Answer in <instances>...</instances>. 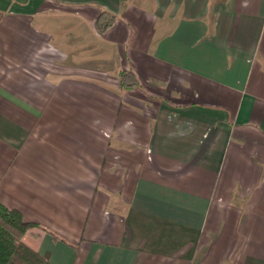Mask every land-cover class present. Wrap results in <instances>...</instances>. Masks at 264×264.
Returning a JSON list of instances; mask_svg holds the SVG:
<instances>
[{
  "label": "crops",
  "instance_id": "obj_1",
  "mask_svg": "<svg viewBox=\"0 0 264 264\" xmlns=\"http://www.w3.org/2000/svg\"><path fill=\"white\" fill-rule=\"evenodd\" d=\"M0 203L51 264H264V0H0Z\"/></svg>",
  "mask_w": 264,
  "mask_h": 264
},
{
  "label": "trees",
  "instance_id": "obj_2",
  "mask_svg": "<svg viewBox=\"0 0 264 264\" xmlns=\"http://www.w3.org/2000/svg\"><path fill=\"white\" fill-rule=\"evenodd\" d=\"M115 22V16L102 12L95 24L98 33L104 34ZM118 80L123 90L138 86L132 71H120ZM34 224L26 223L21 214L7 209L0 203V264H51L46 256L39 254L23 242V236Z\"/></svg>",
  "mask_w": 264,
  "mask_h": 264
}]
</instances>
